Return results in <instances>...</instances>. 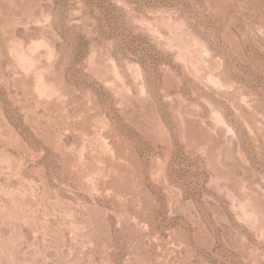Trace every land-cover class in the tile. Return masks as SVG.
I'll return each instance as SVG.
<instances>
[{"label":"rangeland","instance_id":"374dc122","mask_svg":"<svg viewBox=\"0 0 264 264\" xmlns=\"http://www.w3.org/2000/svg\"><path fill=\"white\" fill-rule=\"evenodd\" d=\"M0 264H264V0H0Z\"/></svg>","mask_w":264,"mask_h":264},{"label":"bare ground","instance_id":"6f19581e","mask_svg":"<svg viewBox=\"0 0 264 264\" xmlns=\"http://www.w3.org/2000/svg\"><path fill=\"white\" fill-rule=\"evenodd\" d=\"M15 56V55H14ZM17 59H18V64L19 63H21L22 65H24V66H26V67H29L30 65H31V63H30V59L29 58H27L24 54H22V52L21 53H17ZM210 78V77H209ZM122 79V78H121ZM213 79V78H212ZM211 79V80H212ZM213 80H216V81H218V79H213ZM215 81V82H216ZM219 82V81H218ZM217 82V83H218ZM221 83V82H220ZM222 84V83H221ZM215 108V107H214ZM213 108V109H214ZM212 109V110H213ZM214 117H215V119H216V121L218 122V123H224V117H222L223 115H221L218 111H217V109L216 110H213L212 111V113H211ZM214 120V119H213ZM215 121V120H214ZM216 123V122H215ZM227 124V123H226ZM230 129V128H229ZM251 212V211H250ZM249 214V213H248ZM254 214V213H253ZM252 215V214H251ZM249 216H250V214H249ZM254 216V215H253ZM255 217V216H254ZM253 218V217H252Z\"/></svg>","mask_w":264,"mask_h":264}]
</instances>
